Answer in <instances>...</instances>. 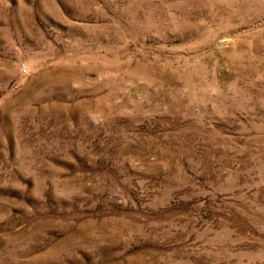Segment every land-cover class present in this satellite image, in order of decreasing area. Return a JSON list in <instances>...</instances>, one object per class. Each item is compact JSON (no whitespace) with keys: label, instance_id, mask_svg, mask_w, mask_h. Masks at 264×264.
I'll return each instance as SVG.
<instances>
[{"label":"rangeland","instance_id":"obj_1","mask_svg":"<svg viewBox=\"0 0 264 264\" xmlns=\"http://www.w3.org/2000/svg\"><path fill=\"white\" fill-rule=\"evenodd\" d=\"M0 264H264V0H0Z\"/></svg>","mask_w":264,"mask_h":264}]
</instances>
